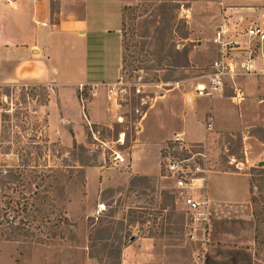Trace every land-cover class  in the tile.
<instances>
[{"label": "rangeland", "instance_id": "rangeland-1", "mask_svg": "<svg viewBox=\"0 0 264 264\" xmlns=\"http://www.w3.org/2000/svg\"><path fill=\"white\" fill-rule=\"evenodd\" d=\"M63 2L71 8L63 16H80V0ZM115 2H107L103 8L95 6L96 9H88L84 0V17L87 16L96 29L101 27L107 30L104 33L99 31L100 33L90 34L89 55L110 61L118 58L117 30L120 29L122 75L125 84L117 85L120 89L115 96L121 106H117L114 101L115 110L111 113L115 115V119L111 118L109 124H89L85 143L78 142L79 145L74 147L73 142L68 144L65 140L53 137L49 151L32 145L36 143H32L29 137L35 133L36 123L44 124L43 120L47 116V107L41 105L44 102L43 89L31 91V88H15L8 96L6 87L9 85H0V126L3 109H7L11 115L6 123L7 140L4 150L7 153H0V213L1 201L6 200L7 194L17 198L22 190L28 194L35 188L34 172H27V183L23 186L19 182L10 183L5 168L16 170L23 150L31 152L35 160L41 155L40 150H44L49 153V165L61 168L64 164L67 169L70 168L69 171L63 169L64 173L72 176L67 185L64 203L67 216L75 223L73 231L64 233L65 238L52 241H6L0 236V264H129L130 253L126 251V247L133 242L127 246L123 244L129 240L130 235H137L138 238L147 237L144 235L149 234L154 236L149 237L152 238L153 246L148 255L136 258V264H233L229 259L239 258L242 254L232 252L233 249L225 245L213 247L214 244L208 241L207 220L193 218L175 189L174 181L163 177V169L157 181L133 187L130 185L132 176L125 185L104 189L100 201L90 206L93 214L87 216L85 213L86 167L103 165L109 168L114 177L127 172L128 165L116 166L112 162V154L114 150L120 149L124 154H128L135 126L148 106L154 103V99L165 92V89L175 87L184 93H194L209 64L220 55V47L213 43L216 31L224 24L225 18V8L219 0L172 1L171 5L178 4L179 7H172L171 14L175 18L164 32L166 22L162 14L157 17L156 23H152L162 9L159 5L161 0H138L134 5H129L134 6V9H126V6L121 7ZM94 3L97 4V1ZM60 9L61 0H52L53 21L62 16ZM229 30L232 31L231 28ZM115 46L117 53L113 54ZM255 76L258 77L256 84L259 88L256 96L246 94L244 89L246 77L248 80H254V74L242 76L237 84H228L221 95L228 98L224 106V111L228 114H219V118L223 121L225 116L230 115V122L221 129L208 133L204 141L200 142L206 153V158L202 161L205 173L199 175L204 177L200 180L203 188L196 187L197 189L193 190L195 196L200 199H206L208 196L206 179L211 172L232 171L249 174L253 168L260 167L259 162L264 161V73ZM111 86H107V89ZM235 87L243 93L245 91L242 100L234 99ZM137 88H141V92H137ZM92 92L93 89L84 86L79 93L81 97L89 100ZM219 96L217 92L209 99L204 98V101H216ZM109 102L112 105V102ZM246 103L249 105L246 106ZM208 107L204 106V110ZM185 110L191 114L190 123L186 126L188 135L199 137L203 132L204 123L201 120L198 123V118L195 120L196 110L192 112L193 109L187 107ZM118 114L122 116V121H118ZM208 115L212 116V112ZM214 116L216 117L215 114ZM42 130L47 136L52 133L48 131V127H42ZM66 130L68 135H74L70 126H66ZM208 180L212 190L225 188L232 191L239 202H246V177L213 173L209 175ZM197 182L198 180L197 186H200ZM172 189L178 193V197L174 196L168 203L162 191L172 194ZM139 206H143L147 212L145 215L148 220L144 224L134 220L140 212ZM173 220L182 221L183 233L171 230L172 234H167L170 225L177 227L170 223ZM93 222H96L95 226H91ZM101 227H110L111 231L100 238L98 230ZM242 257L244 255L240 256ZM259 258L258 264H264V246L260 250Z\"/></svg>", "mask_w": 264, "mask_h": 264}, {"label": "crops", "instance_id": "crops-1", "mask_svg": "<svg viewBox=\"0 0 264 264\" xmlns=\"http://www.w3.org/2000/svg\"><path fill=\"white\" fill-rule=\"evenodd\" d=\"M94 1L85 0L86 7L103 8L109 1H116V4L125 7L134 5L138 0H96L97 4ZM80 2L82 5L80 16L65 17L63 14L71 8L61 0L62 16L59 20L53 21L52 0H0V85H47L50 99L46 113L48 131H52L48 137L50 140L53 137L65 140L68 144L69 142L72 144L74 139L79 143H85L89 124H109L111 118L115 119V115L111 113L115 110L114 101L110 100L109 90L104 82L112 83L122 76L120 29L117 30L118 58L112 61L103 60L98 56L92 58L89 55L90 34L104 33L107 30L101 27L96 29L92 21L87 16L84 17V0ZM219 2L225 8L224 25L232 29V38L238 42L234 53L248 52L254 42L240 31L251 23L264 24V0ZM114 52L117 53V46L114 47L113 54ZM253 66L259 72L264 71L263 45ZM255 75L254 80H248L246 77L244 89L250 96H256L259 91L256 84L258 77ZM82 86L93 89L89 100L80 96ZM221 95L216 101L206 102L204 98L209 99L208 96L198 97L195 92L184 93L175 87L165 89V92L158 95L135 126L134 138L128 149V171L114 177L109 168L103 165L86 167L84 195L86 215L93 214L90 206L100 201L104 189L125 185L135 175H160L162 146L176 134H184L188 142H202L208 133L228 124L230 115L223 116V121L219 118V114H228L224 111L228 98ZM206 105L209 107L204 110ZM248 105L249 103H246V106ZM186 107L193 109L192 112L196 110L195 120L198 118V123L200 120L204 123L203 132L199 137L188 135L186 126L190 123L191 114L187 113ZM210 112L212 116L208 115ZM210 116L213 118V129L208 132L206 120ZM66 126L71 127L74 135H68ZM195 129L197 131V127ZM213 173L246 177V202H239L233 192L225 188H219V191L212 190L208 179ZM210 174L206 179L208 241L214 244L213 247L225 245L233 249L232 252L244 255L242 258H240L242 255L239 258H230L231 263L254 264L256 224L251 201L250 175L232 171H214ZM197 183L201 185L202 182L198 180ZM99 205L101 206V203ZM151 241L152 238L149 237H138L126 247V251L130 253L128 263L136 264V258L148 255L153 246Z\"/></svg>", "mask_w": 264, "mask_h": 264}, {"label": "trees", "instance_id": "trees-1", "mask_svg": "<svg viewBox=\"0 0 264 264\" xmlns=\"http://www.w3.org/2000/svg\"><path fill=\"white\" fill-rule=\"evenodd\" d=\"M172 1L175 0H161L159 5L162 9H160V12L156 14V17L152 20V23H156L158 21L157 17L161 14L163 15L164 21L166 22V27H164L163 32L171 25V21L175 18V16L171 14L172 7H179L178 4L171 5L170 3ZM133 7L134 6H126V9H134ZM122 17H124V15ZM186 35L187 33L185 36ZM6 88V94L8 96H10V91L15 88L21 90L31 88V91H35L37 88H42L44 91V102H42L41 105L47 106L50 99V92L48 86L45 84H22L20 87L9 85ZM34 112L37 113L35 110ZM10 116L11 115L8 114L7 109H3L0 126L1 154L7 153V151L4 150V147L7 140L6 123L10 120ZM43 121L44 124H40L41 122L36 123L34 127L35 133L32 137H29V140H31L32 143H36L32 145H37L36 147L49 151L51 150V140L45 134L44 130H42V127H48V117L46 116ZM78 145V142L74 139L73 146L77 147ZM44 150H40L41 155L38 156V160H35L36 158H34L31 152L23 150V154L20 155V164L17 169L12 170L14 168H5L4 170L6 177L10 179V183L19 182L23 186L27 183V172L35 173V188L32 192L27 194L22 190L17 198L7 194L5 196L6 200L1 201L0 236L6 241H24V239H29V241L33 242H46L57 238H65L64 233L66 231H73L75 223L67 216L64 203L67 185L70 183L72 176L68 175L66 172L64 173L63 169H67L64 164H62L63 167L61 168L57 165H49V153H46ZM41 159L43 162H40ZM68 169L66 171H69ZM16 172L18 173L16 174ZM253 172H256V174H253ZM249 175L252 195L251 201L253 204V215L256 224L254 264H258L260 250H262V247L264 246V167L253 168L252 173H249ZM257 175L259 178H257ZM158 179V176L135 175L130 180V185L137 187L142 184H147L150 181H157ZM146 187H148V185ZM171 192L172 194H170L169 191H162V194L166 195V199L169 201L168 203H170L176 196L178 197V193H175L176 191L174 189H172ZM138 208L140 212L137 213L134 220L139 224H144L148 220V217L145 215L147 212L143 206H139ZM98 221H100V218H98ZM170 223L177 227L173 228L170 225L168 227V235L172 234L171 230L183 233L184 225L182 224V221L173 220L170 221ZM95 225L96 222H93L91 226ZM110 231V227H101L98 230V236L101 238L105 234L107 235ZM144 236L154 237L153 234ZM136 239L137 235H130L129 240H127L123 246H127V244L134 242Z\"/></svg>", "mask_w": 264, "mask_h": 264}, {"label": "built area", "instance_id": "built-area-1", "mask_svg": "<svg viewBox=\"0 0 264 264\" xmlns=\"http://www.w3.org/2000/svg\"><path fill=\"white\" fill-rule=\"evenodd\" d=\"M240 32L245 36L247 35L254 44L249 47L247 53L237 54L234 53V49L238 46V42L232 38L229 28L223 24L217 29L213 43L220 47V55L209 64L208 69L202 75V80L197 83L194 91L196 96L212 97L217 92L223 95L226 86L230 83L237 84L242 76L264 73L262 70L259 72L253 66V62L264 43V24L251 23ZM123 79L122 75L117 82L106 83L109 87L112 85L109 88V98L111 101H115L117 106H121L115 96L120 89L117 88V85L124 84ZM137 92H141V88H137ZM235 93L234 98L243 99L244 93L241 89L235 87ZM118 118V121H122L120 120L122 116ZM212 129L213 118L210 116L206 120V130L211 132ZM205 158L206 153L203 144L188 142L184 134H176L174 138L162 146L161 162L165 172L163 177L174 181L175 189L179 192L181 199L195 220L207 219V198L200 199L195 196L193 191L197 189L196 187L203 188V184L197 186L196 181L204 179L203 176L199 175L205 173L202 165ZM112 162L118 167H123L125 164L127 166L129 165L128 154H124L121 149L114 150Z\"/></svg>", "mask_w": 264, "mask_h": 264}, {"label": "water", "instance_id": "water-1", "mask_svg": "<svg viewBox=\"0 0 264 264\" xmlns=\"http://www.w3.org/2000/svg\"><path fill=\"white\" fill-rule=\"evenodd\" d=\"M260 167L264 166V161L259 162L258 164Z\"/></svg>", "mask_w": 264, "mask_h": 264}]
</instances>
